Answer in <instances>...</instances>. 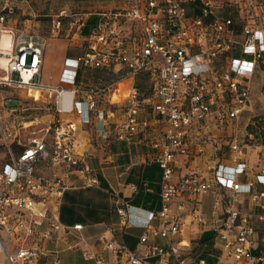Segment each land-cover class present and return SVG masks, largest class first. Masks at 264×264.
Wrapping results in <instances>:
<instances>
[{
  "label": "built area",
  "instance_id": "1",
  "mask_svg": "<svg viewBox=\"0 0 264 264\" xmlns=\"http://www.w3.org/2000/svg\"><path fill=\"white\" fill-rule=\"evenodd\" d=\"M16 1L0 0V40L5 33L10 45L9 51L0 48V59L5 60L0 61V255L4 264H35L47 254L44 242L60 230L54 201L69 185L59 178L58 171L82 170L81 157L73 145L76 124L62 116L76 114L82 124H88L91 117L103 121L107 116L98 107V101L114 88H81L83 69H123L122 79L131 80L123 119L114 130L116 139L130 142L148 129V121L140 117L144 107L164 123L162 137L151 145L158 149L154 161L161 170V207L157 212L146 213V219L136 217L132 213L134 208L129 206L117 211L126 218L127 225L146 229L149 234L139 238L141 252L107 244L106 249L115 257L113 264H167L168 259L171 264H192L172 241L182 227L169 215V207L178 195L207 193L214 196L215 208L222 207V214L213 223L215 237L222 241L225 255L235 264L251 261L253 215L237 209L233 203L245 195L253 203L264 198V172L250 182L237 180L247 164L235 140L227 142L234 153L230 165L215 163L209 167V178L188 174L173 179L172 174L178 158L187 153L185 136L192 123L201 125L205 140L217 151L218 142L211 136L209 118L222 125L226 119L235 121L248 106L255 71L260 68L264 72V25L246 22L237 32L230 17L214 13L222 6L219 0H123L125 7L121 12L99 13L86 36L81 33L84 23L76 27L71 39L83 41L82 54L66 58L57 85L48 87L40 81L49 35L8 25ZM188 11L195 15H187ZM65 17L60 14L52 22L51 35L61 31ZM139 75L149 78V95L139 93L135 85ZM6 90L24 91L29 98L30 90L55 95L52 116L42 129V136L21 142L20 132L31 122L18 125L15 136L9 132L14 126L7 125V117L15 115L19 106H6L1 99V92ZM65 94L70 97L64 98ZM41 168L52 174L40 173ZM220 189L230 192L231 203L218 195ZM261 208L262 213L255 217L264 221V206ZM178 210H183V206ZM152 221H156L153 227ZM196 221L202 224L203 218L198 216ZM73 228L78 230L81 226ZM149 235L166 242L149 244ZM84 257L94 259L95 264H110L92 254ZM197 264L207 263L200 259Z\"/></svg>",
  "mask_w": 264,
  "mask_h": 264
},
{
  "label": "crops",
  "instance_id": "2",
  "mask_svg": "<svg viewBox=\"0 0 264 264\" xmlns=\"http://www.w3.org/2000/svg\"><path fill=\"white\" fill-rule=\"evenodd\" d=\"M67 52L68 49L57 60L58 68L55 76L57 82L52 87H55L58 83L60 73L64 67V60L72 57L67 55ZM44 54L45 50L43 52V63ZM111 72H117V70ZM257 72L258 69L255 71V75ZM122 81H128L127 88L124 87L128 92L132 84L131 80L121 78L116 82L114 90L98 101V107L107 112V116L103 121L91 117L88 124H82L76 114L62 116L64 120H70L76 124L73 145L77 155L81 157L82 170L71 173L58 171L59 178L69 185L55 198L54 202L56 204L53 203L55 204L56 218L60 224V230L54 232V243L55 245L58 244L60 249L58 251L51 249L49 239L46 240L43 247L46 249L47 254L45 257H40L35 264H53L54 261L60 264L58 257L52 255L53 252L63 253L68 260H73L80 255L85 263L95 264L94 259L84 257V255L92 254L113 264L115 257L106 249L107 244L111 243L128 251L141 252L143 249L142 245L139 244V238L143 234H149V231L127 225L126 218L121 217L117 211L129 206L134 208L132 213L136 217L145 219L147 218L146 213L159 211L161 207V170L154 161L158 149L152 148L151 145L162 137L164 123L159 116L155 115L149 108L144 107L140 117L148 121V129L134 136L130 142L116 139L114 130L123 119L126 96L119 103L113 102L112 96L120 92ZM39 93L41 95V93L46 92ZM18 104L20 103L17 101L15 106ZM106 104L114 108H107ZM209 123L210 133L211 128L214 126L222 128L227 125L225 120L222 125H217L213 117L209 118ZM211 136H213L212 133ZM214 138L218 140L217 151H219L221 148L219 141L222 137L217 136ZM203 139H205V131L202 130L201 125L192 123L185 136L187 153L180 156L178 162L175 163L172 174L173 179L188 174H196L204 178H209L212 175L210 171L207 174L195 172L193 167L195 161H191L190 158L203 150L199 143L200 141L203 142ZM244 161L247 168L243 175L237 177V180L250 182L253 181L256 175L264 172V166H255L252 160L249 162L244 159ZM217 162L230 165V160L220 159L214 161L213 164ZM39 172L46 176L52 174L46 168H41ZM256 188L260 191L263 190L261 186H256ZM217 192L218 195L224 198L225 202L231 203L228 190L220 189ZM233 204L237 209L248 211L253 215L251 225L254 232L249 242L252 260L242 264H264V221H259L255 217L263 211L261 206H264V198H260L257 203H253L245 195L238 197V200ZM180 205L183 206V210H178ZM221 214L222 207L215 208L214 196L210 193L182 194L173 198L169 207V215L175 217L182 228L172 238V241L179 247L182 257L187 262L197 264V261L202 257L207 264H214L216 261L235 264L225 255L223 243L218 236L212 237L209 241L200 242L206 232H212V235L213 232L215 233L213 222ZM198 216L203 218L202 224L196 221ZM155 224L156 221H152L150 226L153 227ZM75 225H80L81 228L76 230L73 228ZM40 230L43 231L44 229ZM165 242V239L153 238L149 235V244L164 245ZM0 261L4 264L2 255H0ZM167 264H171L170 259L167 260Z\"/></svg>",
  "mask_w": 264,
  "mask_h": 264
},
{
  "label": "rangeland",
  "instance_id": "3",
  "mask_svg": "<svg viewBox=\"0 0 264 264\" xmlns=\"http://www.w3.org/2000/svg\"><path fill=\"white\" fill-rule=\"evenodd\" d=\"M222 3L221 8L216 9L214 13L219 17H230L235 22L237 32H240L244 23H253L259 26L264 25V1L260 0H219ZM125 7L123 0H17L15 2L14 13L8 18L10 26L28 27L29 29L45 34L49 38L45 48L43 72L41 73V84L53 86L56 71L58 68V58H60L65 50L68 49L67 55L74 56L82 54L83 41L81 39L72 40V33L81 23L90 21L95 22L99 13L103 12H121ZM65 14L66 17L61 20V31L50 34L52 22L57 19L58 15ZM68 22L74 25L69 26ZM82 50V51H80ZM53 52V53H52ZM52 53V54H51ZM57 57V58H56ZM115 73V74H113ZM125 70L121 69L117 72L101 71L95 69H83L81 72V88L116 86V82L121 80ZM128 81H122L120 92L112 96V101L119 103L122 98L127 95ZM139 93L143 96L150 94V80L146 75H139L135 81ZM264 85V72L258 69L255 77L252 78L250 84L251 97L248 106L239 114L235 121L226 119V127L211 128L213 137H222L219 141L221 148L214 151L209 143L203 139L200 141V147L203 148L194 157H190L193 163L194 171L207 174L214 161L230 160L234 153L227 146L229 140H235L238 147L242 150V156L249 162L252 160L255 166H264V146L260 145L264 139V94L262 88ZM124 87H126L124 89ZM111 89V90H112ZM1 99L4 100L6 106L13 107L20 103L19 110L15 115L7 117V125L13 127L9 132L14 136L16 127L23 123L31 122L25 131L20 132L21 142H28L30 139L42 136V129L49 121L53 110L55 95L48 93H40L30 90L29 94L34 97L28 98L24 91H3ZM102 102V101H101ZM107 108L114 107L106 104ZM5 124L2 117V125ZM13 139L10 140L12 143ZM195 142L194 139H192ZM218 142V140H217ZM55 234L53 233L49 239V247L53 250H59L60 246L54 243ZM14 246V244H13ZM52 254L58 257L60 264H87L79 256L73 260L65 258L61 252ZM80 257V258H79ZM2 264V261H0ZM41 264V263H40ZM93 264V263H88Z\"/></svg>",
  "mask_w": 264,
  "mask_h": 264
},
{
  "label": "trees",
  "instance_id": "4",
  "mask_svg": "<svg viewBox=\"0 0 264 264\" xmlns=\"http://www.w3.org/2000/svg\"><path fill=\"white\" fill-rule=\"evenodd\" d=\"M187 15H195V13L188 11ZM93 23H91L90 21H86V23H84L82 31H81L83 36H86L88 34V32H89V30L91 28V25ZM260 145L264 146V139H262V141L260 142ZM212 237L215 238V233L214 232H213V235H212V232H206L205 234H203V237L201 238L200 242L202 243V242H205V241H209ZM200 259L204 260V258H202V257H200Z\"/></svg>",
  "mask_w": 264,
  "mask_h": 264
},
{
  "label": "bare ground",
  "instance_id": "5",
  "mask_svg": "<svg viewBox=\"0 0 264 264\" xmlns=\"http://www.w3.org/2000/svg\"><path fill=\"white\" fill-rule=\"evenodd\" d=\"M9 46H10L9 45V37L7 34L3 33L2 38L0 40V48L4 49L6 51H9V48H8ZM0 61H1V63H5V60L3 58H1ZM63 97L68 98V97H70V95L65 94Z\"/></svg>",
  "mask_w": 264,
  "mask_h": 264
}]
</instances>
